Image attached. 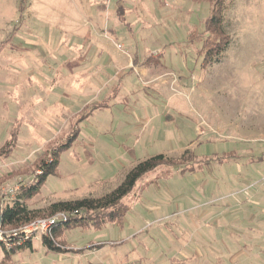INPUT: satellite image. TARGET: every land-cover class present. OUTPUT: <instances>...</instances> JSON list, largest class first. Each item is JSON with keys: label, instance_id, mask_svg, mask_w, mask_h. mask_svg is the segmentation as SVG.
I'll return each instance as SVG.
<instances>
[{"label": "rangeland", "instance_id": "1", "mask_svg": "<svg viewBox=\"0 0 264 264\" xmlns=\"http://www.w3.org/2000/svg\"><path fill=\"white\" fill-rule=\"evenodd\" d=\"M209 14L194 0H0V147L16 134L0 191L31 182L75 124L31 207L188 152L138 182L119 223L68 230L66 252L35 239L13 264H264V0H226L230 43L203 63L190 35Z\"/></svg>", "mask_w": 264, "mask_h": 264}, {"label": "trees", "instance_id": "2", "mask_svg": "<svg viewBox=\"0 0 264 264\" xmlns=\"http://www.w3.org/2000/svg\"><path fill=\"white\" fill-rule=\"evenodd\" d=\"M206 1L210 6V14L204 22L202 32L191 34V39L200 42L203 54V63L218 62L230 43V36L224 29V8L226 0H194ZM128 12L122 5H117L116 13L121 20ZM76 124L70 128L65 136L59 135L47 143L43 153L35 159L34 167L40 173L29 183L23 184L15 197L5 204L0 210V229L7 231L21 228L37 219L50 218L56 214L65 217L51 226L48 235H43L39 240L49 250L56 252L68 251L65 233L74 228H96L105 223H119L122 220L128 205L124 199L134 191L139 181L153 173L160 166H175L177 162L187 160L184 152L177 159L159 153L136 162L124 175L121 182L109 192L97 197H83L75 200L57 201L46 207H31L29 201L36 195L49 175H54L59 164V155L77 136ZM16 134L0 147V161L8 158L15 147ZM47 155V158H46ZM191 151L190 157H193ZM48 158H50L48 160ZM210 161L209 159L206 160ZM147 185V183H145ZM144 185V186H145ZM11 246L0 243V264H13L12 256L23 250H32L33 240L25 238L18 233L9 240Z\"/></svg>", "mask_w": 264, "mask_h": 264}, {"label": "built area", "instance_id": "3", "mask_svg": "<svg viewBox=\"0 0 264 264\" xmlns=\"http://www.w3.org/2000/svg\"><path fill=\"white\" fill-rule=\"evenodd\" d=\"M23 184L24 183L19 180V182H16L15 185L0 191V210L3 206H5V204L10 202L15 197ZM64 217L65 216L63 214H56L50 218L34 220L18 229L7 231L0 229V243H3L4 246L10 247V238L17 236L18 233H21L25 238H30L32 240L40 239L43 235H48L51 230V226L55 224L56 221L61 220V218L63 219Z\"/></svg>", "mask_w": 264, "mask_h": 264}]
</instances>
